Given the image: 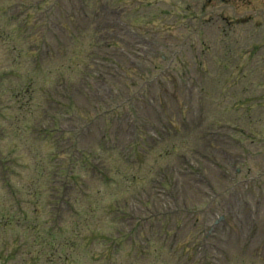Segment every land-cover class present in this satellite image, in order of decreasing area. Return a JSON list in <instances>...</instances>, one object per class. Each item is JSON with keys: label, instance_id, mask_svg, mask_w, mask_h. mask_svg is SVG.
<instances>
[{"label": "rangeland", "instance_id": "rangeland-1", "mask_svg": "<svg viewBox=\"0 0 264 264\" xmlns=\"http://www.w3.org/2000/svg\"><path fill=\"white\" fill-rule=\"evenodd\" d=\"M98 1L106 0H80L77 10L76 0H11L19 5L13 8L0 0L1 6L10 5L7 10L15 8L14 20L9 14L0 18V159L5 156L10 165L0 182V211H9L12 220L11 227L0 229V264H264V248L257 246L263 241L264 247V178L259 177L264 172V0H125L124 17L130 13L126 19L138 31L124 28L112 15L100 20L87 16ZM253 12L259 17L254 25L248 20ZM9 22L16 30L24 26L21 34L9 32ZM153 29L160 30L159 56H152L157 50L151 52L146 32ZM18 38L28 52L12 51ZM188 38L191 48L183 44ZM242 73L249 79H241ZM236 91L254 95L238 98ZM65 106L85 121L66 116ZM146 114L158 118L146 122ZM192 119L198 120V129L167 134L170 125L189 126ZM140 121L148 133L155 129L162 135L150 141L153 149L142 164L127 166L117 151L129 145L145 148L135 142ZM81 129L84 140L74 144ZM200 134L201 140L206 135L223 144L222 155L194 146ZM175 144L178 154L187 155L184 161L175 155ZM196 147L208 154L190 155ZM72 148L74 166L78 150L92 151L104 175L111 178L110 166L115 174L102 184L97 176L75 169L95 189L82 192L78 204L84 214L70 212L69 222L55 225L52 189L42 169L58 151ZM227 156L242 170L237 179L243 188L237 204L228 200L222 214L225 234L219 239L218 227L209 233L207 227L213 198L194 183L192 173L210 164L207 171L219 191L225 183L220 186L214 175L232 177ZM129 173L138 177L131 182ZM167 177L174 180L175 199L165 202L167 190L160 185ZM230 193L226 190L225 197ZM134 195L139 198L132 205L136 216L120 224L123 215L109 213V207ZM78 204L68 205L77 209ZM247 212L249 228L236 222ZM6 216L0 221L8 222ZM55 231L69 244L49 241ZM132 232L140 239L135 241ZM113 238L121 243L118 256L107 254Z\"/></svg>", "mask_w": 264, "mask_h": 264}]
</instances>
